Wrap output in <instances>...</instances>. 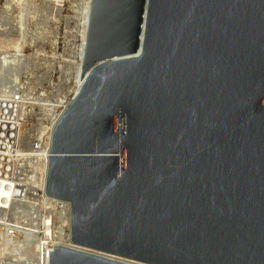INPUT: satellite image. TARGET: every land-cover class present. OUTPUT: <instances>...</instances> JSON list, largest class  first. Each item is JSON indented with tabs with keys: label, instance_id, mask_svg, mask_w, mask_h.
<instances>
[{
	"label": "water",
	"instance_id": "obj_1",
	"mask_svg": "<svg viewBox=\"0 0 264 264\" xmlns=\"http://www.w3.org/2000/svg\"><path fill=\"white\" fill-rule=\"evenodd\" d=\"M81 78L50 264H264V0H91Z\"/></svg>",
	"mask_w": 264,
	"mask_h": 264
},
{
	"label": "built area",
	"instance_id": "obj_2",
	"mask_svg": "<svg viewBox=\"0 0 264 264\" xmlns=\"http://www.w3.org/2000/svg\"><path fill=\"white\" fill-rule=\"evenodd\" d=\"M0 65V264H50V251L61 245L56 242L62 215L70 217L71 239V202L46 192L59 119L50 120L47 95L31 97L7 85L21 63L1 55Z\"/></svg>",
	"mask_w": 264,
	"mask_h": 264
},
{
	"label": "rangeland",
	"instance_id": "obj_3",
	"mask_svg": "<svg viewBox=\"0 0 264 264\" xmlns=\"http://www.w3.org/2000/svg\"><path fill=\"white\" fill-rule=\"evenodd\" d=\"M6 1L0 0V8L7 7L4 10L13 21L20 13L23 16V37L13 22L12 40L4 48L10 49L13 63H21L8 76L7 85L22 87L31 97L47 95L52 115L60 100L73 93L88 0Z\"/></svg>",
	"mask_w": 264,
	"mask_h": 264
},
{
	"label": "bare ground",
	"instance_id": "obj_4",
	"mask_svg": "<svg viewBox=\"0 0 264 264\" xmlns=\"http://www.w3.org/2000/svg\"><path fill=\"white\" fill-rule=\"evenodd\" d=\"M9 2H10V0H7L6 4H8ZM90 4H91V0H88L87 13H86L87 15L85 16V23H84V27H83L81 57H80V60L78 63L77 76H76L75 82L72 86V92L73 93H72V95H70V97L66 96L65 98H63V100H60V102L57 104L56 110H54L53 114L51 115L52 117L50 120L52 121V123H55L59 119V117L62 115V113L65 110V108L67 107V105L72 100L73 96L78 92V90L81 87V80H82V78H81V67H82L84 47H85L86 37H87ZM5 8H7V7H5ZM4 9L0 8V56L3 55V61H5V62H8V61L12 62L10 59V57H11L10 49L8 50V49H4V48L6 46L5 44L10 43L12 40L11 38H9V35L11 34V31H12V25H14L13 22H15V26L19 25V34L21 37H23V16L20 13L19 15L14 17L15 20L13 21V17H11V15L8 14V11L7 10L5 11ZM19 50H21V48ZM16 58L20 59V56H16ZM21 58H23V57H21ZM15 64H17V63H15ZM48 124H50V122H48ZM48 128L50 129L51 126ZM49 133H50V131H49ZM60 214H63V212H61ZM69 228H70V217H69V215L68 214L66 216L62 215L61 220H60V227H58V230H60V235H59L60 239L56 242V244L68 245V246L72 244L71 239L67 238L68 233H69ZM85 249L87 251L90 250L87 248H85ZM92 251L97 252L98 254L100 253L98 251H94V250H92ZM92 251H90V252H92ZM101 254H104V253H101ZM109 256L111 258L116 259V260H122V261H126V262H129L132 264H142V263H139L137 261L125 259V258L114 256V255H109Z\"/></svg>",
	"mask_w": 264,
	"mask_h": 264
}]
</instances>
